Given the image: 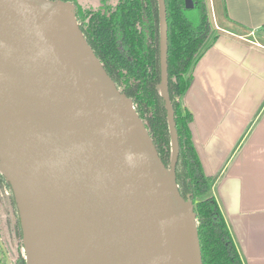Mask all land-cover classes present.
Instances as JSON below:
<instances>
[{
	"label": "water",
	"instance_id": "obj_1",
	"mask_svg": "<svg viewBox=\"0 0 264 264\" xmlns=\"http://www.w3.org/2000/svg\"><path fill=\"white\" fill-rule=\"evenodd\" d=\"M159 5L170 166L86 40L73 2L0 0V171L18 205L27 264L24 212L44 220L47 207H31L16 170L44 197L83 264H203L194 205L177 182L166 1Z\"/></svg>",
	"mask_w": 264,
	"mask_h": 264
},
{
	"label": "trees",
	"instance_id": "obj_2",
	"mask_svg": "<svg viewBox=\"0 0 264 264\" xmlns=\"http://www.w3.org/2000/svg\"><path fill=\"white\" fill-rule=\"evenodd\" d=\"M74 3L81 30L115 81L133 99L167 166L172 159L166 101L160 90L161 17L159 0H83ZM168 21V92L180 151L176 165L181 194L194 205L203 264H244L192 141V113L183 106L193 69L210 46L214 28L207 0H165ZM0 264H27L23 228L10 183L0 171Z\"/></svg>",
	"mask_w": 264,
	"mask_h": 264
},
{
	"label": "crops",
	"instance_id": "obj_3",
	"mask_svg": "<svg viewBox=\"0 0 264 264\" xmlns=\"http://www.w3.org/2000/svg\"><path fill=\"white\" fill-rule=\"evenodd\" d=\"M214 38L183 97L244 264H264V0H207Z\"/></svg>",
	"mask_w": 264,
	"mask_h": 264
},
{
	"label": "bare ground",
	"instance_id": "obj_4",
	"mask_svg": "<svg viewBox=\"0 0 264 264\" xmlns=\"http://www.w3.org/2000/svg\"><path fill=\"white\" fill-rule=\"evenodd\" d=\"M2 139L3 137L0 135V141ZM15 161V159H10L12 166H14ZM16 172L15 174L19 177V183L23 186L24 194L32 203L30 204L31 207L37 209L35 206L38 202L47 207V215L44 220L40 218L37 220L28 211L24 212L25 241L29 264H83L69 235L61 227L53 212L49 210L44 197L41 195L39 201L40 197L38 198V191L36 192L37 189H35L34 185L27 180L23 173L17 170ZM49 251L57 253L64 260H59L53 255L49 259Z\"/></svg>",
	"mask_w": 264,
	"mask_h": 264
},
{
	"label": "rangeland",
	"instance_id": "obj_5",
	"mask_svg": "<svg viewBox=\"0 0 264 264\" xmlns=\"http://www.w3.org/2000/svg\"><path fill=\"white\" fill-rule=\"evenodd\" d=\"M84 2H86V3H92V4H97L98 2H97V0H83Z\"/></svg>",
	"mask_w": 264,
	"mask_h": 264
}]
</instances>
